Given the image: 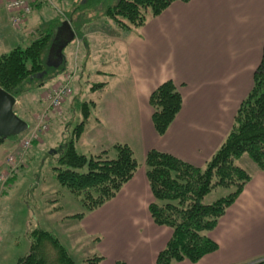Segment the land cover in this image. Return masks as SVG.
I'll return each instance as SVG.
<instances>
[{
  "label": "crops",
  "instance_id": "obj_1",
  "mask_svg": "<svg viewBox=\"0 0 264 264\" xmlns=\"http://www.w3.org/2000/svg\"><path fill=\"white\" fill-rule=\"evenodd\" d=\"M61 2L71 8L69 0ZM51 5L50 0L36 4L17 30L10 26L0 5V48L7 42L21 47L54 26L57 20L49 14ZM96 27L88 33L80 30L83 34L77 37L71 25L77 44L75 56L64 53L65 62L56 72L61 71L74 87L78 83L75 94L89 90L96 95L93 101L98 117L86 125L79 143L83 151L99 153L116 143L125 144L139 166L113 199L78 221V228L87 238L97 239L96 252L102 257L98 264H156L172 231L150 218L152 195L145 176V155L154 149L202 168L216 152L231 130L239 104L251 90L253 72L260 62L264 0L173 2L129 32L107 21ZM93 78L98 82L92 83ZM166 81L177 86L182 105L165 134L159 136L148 100ZM91 83L103 86L91 92ZM20 102L16 100V105ZM35 103L28 101L33 110L39 105ZM58 139L55 136L49 148L55 147ZM18 143L10 139L0 143V170ZM250 166L251 178L207 233L217 249L196 263L183 260L173 264H253L264 260V172L253 162ZM12 185L0 194L10 192Z\"/></svg>",
  "mask_w": 264,
  "mask_h": 264
},
{
  "label": "trees",
  "instance_id": "obj_2",
  "mask_svg": "<svg viewBox=\"0 0 264 264\" xmlns=\"http://www.w3.org/2000/svg\"><path fill=\"white\" fill-rule=\"evenodd\" d=\"M188 1L116 0L101 10L107 22L110 20L117 29L129 32L143 26L148 17L160 15L171 3ZM86 2L83 1L80 8H87ZM71 14L64 18L65 14L63 20L73 27L76 21L71 20ZM55 19L54 26L46 32H39L25 48L16 47L0 54V89L16 100H21L22 93L44 85L56 73L45 67L48 47L59 26V20ZM82 27L77 22L74 29L77 37L83 34L79 32L83 31ZM102 86L94 84L90 91H97ZM75 95L72 91L62 112H47L50 124H56L59 139L44 159L54 161L52 170L59 185L79 198L83 212L69 217L79 221L85 214L113 199L133 177L139 163L132 150L120 143L99 153H78L77 148L96 105L92 99L84 100L81 94ZM34 102L39 103V99ZM148 102L153 110L154 130L162 136L181 109V94L173 82L166 81L153 90ZM75 114H78L79 121L73 126ZM2 141L0 139V143ZM40 143L39 140L33 142L37 146ZM243 156L264 172V44L260 62L253 72L251 90L239 104L228 135L204 167H194L154 149L145 155V176L152 195L148 206L150 218L154 224L172 231L165 248L156 257V264L183 260L196 263L217 249V244L207 233L251 178L247 170L235 164ZM14 177L11 176L7 183L13 182ZM229 187L234 189L227 196L210 204L204 203V198L214 189ZM30 238L29 252L17 264H74L66 249L48 232L37 228L30 233ZM101 260V256L93 254L81 264H98ZM253 264H264V260Z\"/></svg>",
  "mask_w": 264,
  "mask_h": 264
},
{
  "label": "rangeland",
  "instance_id": "obj_3",
  "mask_svg": "<svg viewBox=\"0 0 264 264\" xmlns=\"http://www.w3.org/2000/svg\"><path fill=\"white\" fill-rule=\"evenodd\" d=\"M50 1L52 5L49 14L54 15L55 18L57 17L59 25L63 22L64 18H69V11L72 9L73 14H71V20L76 21V23L73 24V28L76 29L78 22L83 26L81 29H83L85 33H88L93 29H97V27L94 28V25H104L107 19L104 18L105 16H103L101 7L114 4L116 0H69L70 9L68 7H63L61 0ZM83 1H87V8H80V4H82ZM56 2L58 4H56ZM64 15L65 17L63 18ZM108 22L111 23L110 20ZM75 39L64 49V53L72 52L73 57L75 56V46L77 45L75 44ZM30 42L31 41L25 43L21 48H25ZM13 48L14 44L7 42L0 50L3 52H10ZM82 63H84V61ZM53 75L54 77L47 80L44 85L22 93L21 102L14 107L16 115L28 123L29 130L35 127L37 117L45 111L47 104H44L43 100L47 96V92L51 88L57 86L58 83H63L62 81L65 78L61 71H57L53 73ZM91 82L96 83L98 81L93 78ZM82 85L84 87L87 86L85 81L82 82ZM70 86L73 92L75 88H79L77 82H75V87L74 84H70ZM85 89L87 88L85 87ZM69 97L70 95L64 99L61 107L56 110L50 109V111H48L52 113L62 112V110L65 109L67 101L71 98ZM95 98L96 95L89 94V90H86L84 94H82V99L84 100L92 99L93 101ZM29 99L33 101L39 99V105L36 109L33 110L28 104ZM78 117V114L73 116V126L79 121ZM94 117H98L95 109L92 110L88 124L93 123ZM55 126L56 124L52 126L49 122L47 130L38 134L37 140H39V142H43L44 140V145L37 146L32 143V146L27 150L23 158V163L20 168H18L13 178L15 182L7 183L6 181L4 187L0 185V192L3 191V193H5L3 188H6L10 183L13 184L10 192L7 194H0V264H17V261L29 252L31 245L30 233L37 228L48 232L57 239L59 244L66 249L74 264H81L82 260L91 257L93 254H97L95 248L97 239L91 237L87 238V236L82 233V230L78 228V221L69 218L71 215L83 212V207L79 198L67 188L59 185L52 170L54 161L49 158L44 159L46 153L50 149V142L54 140L55 136L58 137L59 131L55 130ZM29 130L20 136L11 137L9 139L19 142L21 138L27 136ZM52 144L55 145V143ZM83 150L84 149L81 147L77 148L78 153H85ZM250 163H252V161L247 156H243V158L235 162L236 165L242 166V168L247 171L251 170ZM23 165L25 168L20 170ZM233 189V187L216 188L204 198V203L210 204L219 198L225 197L231 193ZM118 264H124V262Z\"/></svg>",
  "mask_w": 264,
  "mask_h": 264
},
{
  "label": "built area",
  "instance_id": "obj_4",
  "mask_svg": "<svg viewBox=\"0 0 264 264\" xmlns=\"http://www.w3.org/2000/svg\"><path fill=\"white\" fill-rule=\"evenodd\" d=\"M41 1L43 0H0V5H2L7 13L10 26L13 29H20L28 16L32 13L34 6ZM48 92L43 100V103L47 104L45 111L37 117L35 127L29 130L27 136L20 139L16 150L7 155L5 168L0 170V185L3 186L11 176L17 173L18 168H20L23 163V158L27 150L32 146V143L38 139V134L47 130L49 124L47 115L48 110L58 109L61 107L64 99L71 95L72 89L70 80L67 78L66 82L58 83L57 86L51 88Z\"/></svg>",
  "mask_w": 264,
  "mask_h": 264
},
{
  "label": "water",
  "instance_id": "obj_5",
  "mask_svg": "<svg viewBox=\"0 0 264 264\" xmlns=\"http://www.w3.org/2000/svg\"><path fill=\"white\" fill-rule=\"evenodd\" d=\"M75 39V34L68 21H63L56 28L45 58V67L58 70L64 64V49ZM16 99L0 89V139L6 140L20 136L28 129V124L14 113Z\"/></svg>",
  "mask_w": 264,
  "mask_h": 264
}]
</instances>
